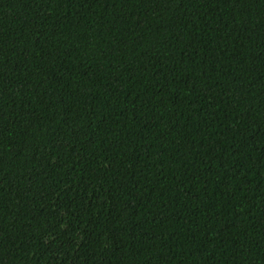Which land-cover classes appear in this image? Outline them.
I'll return each instance as SVG.
<instances>
[{
    "label": "trees",
    "instance_id": "obj_1",
    "mask_svg": "<svg viewBox=\"0 0 264 264\" xmlns=\"http://www.w3.org/2000/svg\"><path fill=\"white\" fill-rule=\"evenodd\" d=\"M0 264H264V0H0Z\"/></svg>",
    "mask_w": 264,
    "mask_h": 264
}]
</instances>
